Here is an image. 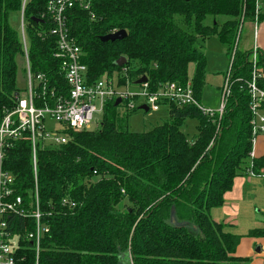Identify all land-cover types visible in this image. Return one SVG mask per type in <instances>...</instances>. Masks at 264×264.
<instances>
[{
  "label": "trees",
  "instance_id": "trees-1",
  "mask_svg": "<svg viewBox=\"0 0 264 264\" xmlns=\"http://www.w3.org/2000/svg\"><path fill=\"white\" fill-rule=\"evenodd\" d=\"M47 2L24 3L31 70L43 73L51 88L66 89L53 57ZM258 2L92 0L88 10L69 11V32L81 49L90 81L116 73L119 84L126 85L145 76L149 91H156L163 82L184 85L190 78L200 101L205 56L196 45L216 35L227 45L228 56L234 50L230 94L221 117L214 119L194 106L162 102L168 108L167 120L142 132L130 131L127 125L139 106L121 110L111 100L95 129L68 131L65 144L40 145L37 188L49 231L42 239L39 264L250 263L235 255L241 235L213 221L209 211L223 204L236 176L259 175L264 169V155L250 156L248 92L253 74L264 89V53L256 49L253 57V48L239 49L235 43L240 21L264 20ZM22 3L0 0V120L21 91L16 79L23 51L11 18L20 13ZM207 16L213 20L210 25L204 24ZM218 16L226 17L220 25ZM120 29L126 32L124 38L99 40ZM120 57L126 60L121 66L115 63ZM189 118L197 120L191 140L181 129ZM4 164L16 176L17 193L27 198L33 188L29 141L14 142ZM172 213L178 223L170 222ZM21 222L10 218L8 225ZM14 229L19 231L18 226ZM247 236H264V224Z\"/></svg>",
  "mask_w": 264,
  "mask_h": 264
},
{
  "label": "built area",
  "instance_id": "built-area-1",
  "mask_svg": "<svg viewBox=\"0 0 264 264\" xmlns=\"http://www.w3.org/2000/svg\"><path fill=\"white\" fill-rule=\"evenodd\" d=\"M25 1L23 0L19 13L18 27L26 85L17 92L14 107L5 110L0 120V264H27L28 258L31 259V264H39L42 239L49 231L43 221L44 212L40 207L37 188V149L40 145L65 144L70 140L68 131L95 129L101 120L99 118V122H96L95 115H102L106 103L115 101L116 98H120L118 105L121 110H132L136 106L145 105L148 111H157L160 105H164L162 102L171 101L178 105L194 106L211 119L215 116L220 118L230 94L229 70L234 55L233 50L223 78L217 110H207L201 106L194 96L190 78L184 85L163 82L156 91H149L146 81L138 85L140 91L129 93L114 87V75L119 87L128 85H120L116 73L102 75L94 81L89 80L87 66L81 61V49L69 32V11L74 7L88 10L92 0H48L45 14L51 24L49 32L55 38L53 57L59 61L60 72L66 84V89L51 88L43 73H33L31 70L23 18ZM115 31L117 30L111 33ZM256 49L253 48V57ZM256 81V75L253 74L248 84L252 143L258 135H264V89ZM139 97L144 98V102L137 105ZM22 139L28 140L30 145L33 188L28 192L27 198L17 193L16 176L4 164L10 147ZM250 156L252 157L251 153ZM62 203L74 206L67 199H62ZM10 218L22 219L21 225L15 224L11 229L8 225ZM28 222H31L30 228L27 227ZM16 226L19 231H15Z\"/></svg>",
  "mask_w": 264,
  "mask_h": 264
},
{
  "label": "rangeland",
  "instance_id": "rangeland-1",
  "mask_svg": "<svg viewBox=\"0 0 264 264\" xmlns=\"http://www.w3.org/2000/svg\"><path fill=\"white\" fill-rule=\"evenodd\" d=\"M261 11H264V0H259ZM176 21H180V17H175ZM226 19L225 16H218L217 21L219 25ZM19 14L11 18V24L14 28L18 27ZM211 16H207L204 24H212ZM235 43L239 49H249L254 46L253 28L247 21H240ZM205 56V84L201 91L200 104L204 109L217 110L220 104V91L223 85V78L227 71L229 56L227 54V45L222 43L216 35L209 36L205 40H200L196 45ZM189 72H192V65L189 67ZM17 86L21 89L26 85V72L24 63L20 62L17 71ZM114 87L126 92L140 91V87L135 84H128L126 86H118L117 77L113 76ZM144 102V98L139 97L136 102L137 105ZM101 114L95 115V121L99 122ZM168 118V108L166 105H160L157 111L143 112L141 110L131 113L128 116L127 125L130 131L142 132L151 129L153 126L162 124ZM181 129L191 140L192 136L197 133V120L196 118H189L181 125ZM260 190V189H259ZM259 198L255 203H248L244 207L245 201L240 204L241 213L236 220V231L245 234L249 229H255L261 226L264 214L260 206L263 203L264 188L260 190ZM170 222H177L176 218ZM193 233H196V228L192 227Z\"/></svg>",
  "mask_w": 264,
  "mask_h": 264
},
{
  "label": "crops",
  "instance_id": "crops-1",
  "mask_svg": "<svg viewBox=\"0 0 264 264\" xmlns=\"http://www.w3.org/2000/svg\"><path fill=\"white\" fill-rule=\"evenodd\" d=\"M247 22L251 24L253 28L254 46L252 48L256 47L264 53V20L260 22ZM251 155L252 157L264 155V135H258L255 138L254 142L252 143ZM263 188L264 169L259 175H253L250 173L239 174L234 178L231 189L225 193L223 204L220 207L212 208L209 211L213 221L227 224L230 231L241 235L235 250V255L249 258V264H264V236H247L248 231L252 229H249L245 234L238 233L236 231L237 227L235 224L237 222L235 219H238V215L241 213V202L243 200L245 201L243 207L248 203H255L259 198V194L261 193L260 190H263ZM260 208L263 209L262 213L264 214V198ZM263 224L264 216L262 219V224L258 228L263 227Z\"/></svg>",
  "mask_w": 264,
  "mask_h": 264
},
{
  "label": "water",
  "instance_id": "water-1",
  "mask_svg": "<svg viewBox=\"0 0 264 264\" xmlns=\"http://www.w3.org/2000/svg\"><path fill=\"white\" fill-rule=\"evenodd\" d=\"M34 21L38 22L39 20L38 19H34ZM42 22V21H40ZM126 36V32L122 29L120 30H117L113 33H109V34H106V35H103V36H100L99 37V40L102 41V42H106V41H114V40H117V39H122ZM125 58L123 57H120L119 59L116 60V64L121 66L125 63ZM147 81V78L145 76H142L141 78H139L138 80H136L134 82L135 85H139V84H142L144 82ZM18 93L16 92L15 93V96H17ZM120 102V98H116L115 101H114V105L117 106ZM139 109L143 110L144 112H148V109L145 105H141L139 106ZM171 217H172V220H174V214L172 213L171 214Z\"/></svg>",
  "mask_w": 264,
  "mask_h": 264
}]
</instances>
